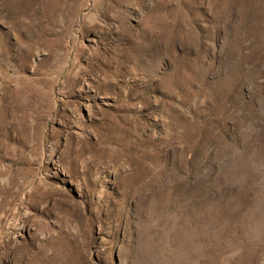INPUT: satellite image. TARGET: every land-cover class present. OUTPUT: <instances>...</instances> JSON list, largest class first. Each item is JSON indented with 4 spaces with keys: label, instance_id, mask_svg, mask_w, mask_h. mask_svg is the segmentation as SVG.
I'll return each instance as SVG.
<instances>
[{
    "label": "rangeland",
    "instance_id": "rangeland-1",
    "mask_svg": "<svg viewBox=\"0 0 264 264\" xmlns=\"http://www.w3.org/2000/svg\"><path fill=\"white\" fill-rule=\"evenodd\" d=\"M0 264H264V0H0Z\"/></svg>",
    "mask_w": 264,
    "mask_h": 264
}]
</instances>
